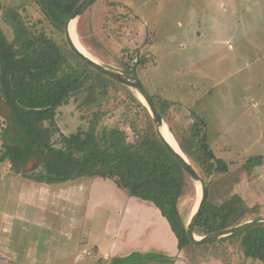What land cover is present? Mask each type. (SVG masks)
I'll return each mask as SVG.
<instances>
[{
    "label": "rangeland",
    "instance_id": "374dc122",
    "mask_svg": "<svg viewBox=\"0 0 264 264\" xmlns=\"http://www.w3.org/2000/svg\"><path fill=\"white\" fill-rule=\"evenodd\" d=\"M14 13L32 33L44 32L67 46L64 32L53 28L32 0H0V26L9 41L17 38ZM76 27L80 44L109 68L122 72L123 63L132 66L141 57L144 63L135 67L136 78L157 101L168 100L163 119L173 128L174 132L169 128L172 134L183 141L196 140L192 128H199V136L205 133L214 154L228 163L226 173L205 178L196 169L208 185L206 201L219 204L236 193L246 205L254 206L248 196L250 188L264 187V0H96L76 19ZM86 96H73L58 107L55 122L59 130L54 132L53 143L60 144L61 134L86 131L96 122V138L102 147L106 146L104 130L112 128L131 145L133 117L130 113L126 119L125 112L133 104L126 91L109 86L98 103L87 104ZM138 125L144 121L139 119ZM5 128L6 118L0 115V151L9 141L3 136ZM257 156L261 164L247 169L252 163L249 158ZM10 165L8 160L0 163V209L15 211L18 198L10 192L17 179L10 174L18 172ZM33 165L19 173L25 177L23 171L29 173ZM70 182L60 188L71 194L57 193L55 207L46 212L48 226L41 230L46 243L31 245L26 254L45 255L46 264H109L112 259L104 257L103 247L115 233L117 210L128 195L110 179L79 177ZM190 182L192 188L178 203L185 224L196 207L197 190ZM255 204L258 208L245 221L264 217V203ZM3 215L0 212V243L13 229L16 235L19 229L21 235L30 237L40 233L35 226L22 228V223L5 220ZM3 222L10 226L3 227ZM230 240L189 242V251L185 248L183 254L189 255L190 264H214L212 257L220 259L218 264H262L244 255L238 239ZM94 244L99 250L91 254ZM13 247L17 254L10 263L28 264L22 259L26 246Z\"/></svg>",
    "mask_w": 264,
    "mask_h": 264
},
{
    "label": "trees",
    "instance_id": "16d2710c",
    "mask_svg": "<svg viewBox=\"0 0 264 264\" xmlns=\"http://www.w3.org/2000/svg\"><path fill=\"white\" fill-rule=\"evenodd\" d=\"M32 1L38 4L53 28L63 33L68 17L81 0ZM13 18L12 26L17 33L14 41L6 38L0 26V99L10 107L12 120L10 126L6 120L3 136L11 144H2L0 163L8 160L11 168L19 173L20 168L35 160L29 173H23L47 184L79 177L110 179L128 196L149 201L158 208L174 233L179 250L190 244L178 203L190 191L192 184L180 163L156 135L147 108L128 87L90 68L72 54L65 43L60 44L41 31L32 33L17 20V13ZM143 63V59L138 57L132 66L123 63L121 71L137 77L135 67ZM109 86L122 88L131 98L133 105L125 108V118L128 119L132 113L130 125L134 131V142L128 145L116 128L105 129L103 141L106 146L102 147L96 138L94 122L86 131L61 134L59 145L53 143L54 132L59 130L55 122L58 107L68 104L70 98L79 94L87 95V104L98 103L107 94ZM151 97L164 117L169 107L168 100L157 101ZM139 119L144 121L141 127ZM202 124H205L204 120ZM169 128L174 132L171 126ZM192 132L196 140L183 141L175 133L174 136L194 168L203 171V178L226 173L228 163L214 154L205 133L199 136V128H192ZM249 160L252 163L248 168L245 166L247 169L261 164L260 156ZM206 188L208 190V185ZM257 208V205H246L236 193L219 204L206 201L194 232L205 235L238 225ZM232 238L239 240L247 258L264 264V225L252 226L218 241H231ZM211 241L214 240L208 242ZM150 261L172 263L174 258L133 252L112 258L111 264H144Z\"/></svg>",
    "mask_w": 264,
    "mask_h": 264
},
{
    "label": "crops",
    "instance_id": "0c3cea01",
    "mask_svg": "<svg viewBox=\"0 0 264 264\" xmlns=\"http://www.w3.org/2000/svg\"><path fill=\"white\" fill-rule=\"evenodd\" d=\"M10 175L15 180L17 179L15 190L10 192L15 195V198H18L16 200L17 207L15 211L0 209V212L4 214L3 217L5 220H16L22 223V228H29L30 225L35 226V228L40 229V233L34 232L31 235L32 237H30V235H26L25 233L21 235V230L19 229V234L16 235L14 234L15 229L9 231L7 228V231L11 235L7 236L3 243H0V261L4 264H11L10 262H13L12 256L17 254V250L13 246L23 245L26 246L22 249V259L24 261L28 264H46L45 255L41 258L30 253V257L26 252H30L31 245L40 244V242L42 244L46 243L44 236L46 234H43V231H41L44 230V226H48L46 212L51 211L55 207L54 201L57 198V193H60V196L71 194L70 192L68 193V189L60 188L61 185L65 186L71 180L47 184L37 182L25 175L23 177L20 173L16 175L12 173ZM1 187L2 185H0ZM64 190H67V192H64ZM250 191L251 193L248 196L252 199V204L264 203V187L254 190L250 188ZM1 194L0 196H2ZM138 199L128 196L127 200H124L125 202L117 210V216L119 218L118 226L113 229L115 233L111 234V240L107 242L108 245L105 248L103 247L104 257L110 260L114 257H119V255L121 257L127 256L133 252H154L155 254L161 253L160 255L174 258V262L172 263L154 261L155 264H190L189 255L183 254L185 248L188 253L189 245L179 250L177 248V239L170 229L167 220L160 214L158 208L140 202L141 200L138 202ZM49 206L51 207L49 208ZM109 225L110 223L107 224V226ZM2 226H10V222L8 224L3 222ZM23 230L25 231L26 229ZM33 237H35V240H32ZM40 237L41 239L39 240L38 238ZM98 248L99 246L94 244V248L90 253L92 254L93 251L98 252ZM211 260L214 264L221 262L219 258L212 257ZM199 264L202 263L200 262Z\"/></svg>",
    "mask_w": 264,
    "mask_h": 264
},
{
    "label": "water",
    "instance_id": "95a60500",
    "mask_svg": "<svg viewBox=\"0 0 264 264\" xmlns=\"http://www.w3.org/2000/svg\"><path fill=\"white\" fill-rule=\"evenodd\" d=\"M96 0H81L76 7L73 9L72 13L68 17L66 24L63 28L64 36H65V42L68 46V48L71 50V52L78 57L82 62H84L86 65H88L90 68L95 70L98 73H101L105 75L106 77L128 87L129 89L133 90L139 97L141 103L147 108L151 118L153 119L154 126H155V132L156 135L159 137V139L162 141L164 146L167 148V150L171 153L172 156L176 158V160L180 163L182 168L184 169L187 176L190 178V180L193 182L194 185H196L197 182H200V188H201V195L200 199L195 207V209L192 211L191 215L189 216V219L187 220L185 224V231L187 234V237L189 239V242L192 244H200L203 242H207L210 240L219 239L222 237H226L232 234L239 233L245 229H248L255 225H264V217L263 216H257L251 220L245 221L243 223H240L238 225L218 229L212 232H209L203 236H197L194 233V227L196 224L197 219L199 218L200 214L202 213L206 198H207V188L204 180L201 178V176L198 174L194 166L190 163V161L186 158L184 153H181L180 151H177L174 146L170 143V141L166 138V136L162 133L163 124L165 123L162 115L160 114L157 106L155 105L150 93L148 90L144 87L142 82L137 79L134 76L128 75L124 72H120L118 70L109 68L103 64H101L98 60H94L93 58L87 56L84 54L74 43L72 36L70 34V27L71 22L73 20L76 21V19L83 14V12ZM0 115L6 118L8 120L9 126L12 123L11 120V110L10 107L0 99ZM7 143L11 144L9 141ZM35 160H31L27 163L25 167H28L32 162ZM24 167V168H25ZM23 168H20V172H22ZM196 188V187H195Z\"/></svg>",
    "mask_w": 264,
    "mask_h": 264
},
{
    "label": "bare ground",
    "instance_id": "6f19581e",
    "mask_svg": "<svg viewBox=\"0 0 264 264\" xmlns=\"http://www.w3.org/2000/svg\"><path fill=\"white\" fill-rule=\"evenodd\" d=\"M76 21L73 20L71 22V27H70V34L72 36V39L74 41V43L76 44V46L84 53L86 54L87 56L93 58L94 60H96L88 51H86V49L80 44L78 38H77V34H76ZM162 133L166 136V138L170 141V143L174 146V148L177 150V151H180L181 153H184L182 152V150L180 149V146L178 145V142L177 140L175 139L174 135L172 134V132L169 130L166 122L163 124V128H162ZM185 155V154H184ZM186 156V155H185ZM187 158V157H186ZM188 159V158H187ZM189 160V159H188ZM196 190H197V198H196V203H195V206L197 205L199 199H200V195H201V188H200V182H197L196 185ZM194 207V206H193ZM195 208H193L194 210Z\"/></svg>",
    "mask_w": 264,
    "mask_h": 264
}]
</instances>
